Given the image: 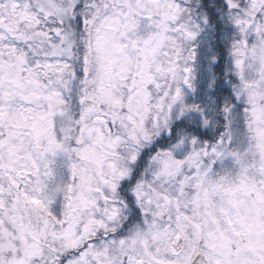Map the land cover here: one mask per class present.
Masks as SVG:
<instances>
[{"label": "snow or ice", "instance_id": "6c2138e0", "mask_svg": "<svg viewBox=\"0 0 264 264\" xmlns=\"http://www.w3.org/2000/svg\"><path fill=\"white\" fill-rule=\"evenodd\" d=\"M0 264H264V0H0Z\"/></svg>", "mask_w": 264, "mask_h": 264}]
</instances>
